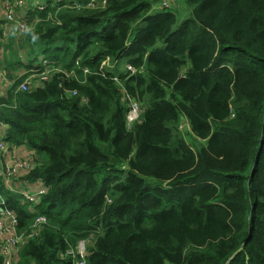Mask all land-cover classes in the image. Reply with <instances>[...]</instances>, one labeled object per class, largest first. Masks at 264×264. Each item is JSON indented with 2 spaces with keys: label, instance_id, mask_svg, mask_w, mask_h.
I'll use <instances>...</instances> for the list:
<instances>
[{
  "label": "trees",
  "instance_id": "16d2710c",
  "mask_svg": "<svg viewBox=\"0 0 264 264\" xmlns=\"http://www.w3.org/2000/svg\"><path fill=\"white\" fill-rule=\"evenodd\" d=\"M55 1L30 12L28 61L0 68L7 141L49 186L38 204L3 192L21 233L47 220L18 264H75L80 241L86 264H264V0H184V20L158 0ZM40 58L51 79L19 91Z\"/></svg>",
  "mask_w": 264,
  "mask_h": 264
},
{
  "label": "built area",
  "instance_id": "2783aa9c",
  "mask_svg": "<svg viewBox=\"0 0 264 264\" xmlns=\"http://www.w3.org/2000/svg\"><path fill=\"white\" fill-rule=\"evenodd\" d=\"M52 1L55 0L28 5L27 0H0L2 28L5 29L4 26H6L21 36L26 35L40 22L36 16L32 17L33 14L30 12L44 11ZM168 3H163V8L169 7ZM3 36L6 38L5 31ZM39 62L43 64L40 66L37 63L34 64V68L28 72L29 77L19 87V91L29 92L51 79L54 70L49 67L50 62L44 58H40ZM107 63L108 61L104 66L108 65ZM108 67H111L110 64ZM129 112L128 122L131 125L139 117L136 109L132 108ZM7 135L8 125L0 119V256L3 264H18L21 250L30 239L40 235L47 220L45 217H38L29 235L21 233L19 219L14 211L6 207L3 192L21 196V203L38 204L41 197L49 190V186L43 181L32 183L26 179V176L39 164L38 155L35 150L26 146L11 144L7 141ZM88 243L90 242L80 241L75 248L64 253L63 258H72L75 264H86Z\"/></svg>",
  "mask_w": 264,
  "mask_h": 264
},
{
  "label": "rangeland",
  "instance_id": "374dc122",
  "mask_svg": "<svg viewBox=\"0 0 264 264\" xmlns=\"http://www.w3.org/2000/svg\"><path fill=\"white\" fill-rule=\"evenodd\" d=\"M45 0H27L28 5H34L37 2H43ZM168 3L169 7L171 9H175L177 11V16L180 20L186 19L190 15V9L188 8L186 2L184 0H158L155 4L154 11L163 9V3ZM5 29L2 28L3 32L5 31L6 38L3 39L0 37V68L7 74L9 73L7 70V65L10 63L21 60L22 62L26 63L29 59V52L30 47H28L26 41H25V35L21 36L18 33H16L12 28H8L4 26ZM37 64L40 66L43 64V62H37ZM121 70L125 71L126 69L131 70L132 68L127 66V63L123 61L120 65ZM0 74H2L0 72ZM14 74H17V76H24L27 74L24 69L20 71H16ZM11 83L10 81H7L5 77L0 75V93L6 92L8 88L10 87ZM128 108L130 111L133 109H136V114L138 115V119L141 120V117L143 115V105L139 103L136 100H128ZM130 113V112H128ZM135 121V122H136ZM134 124L131 123V125ZM183 131H190L188 124L184 125L182 127ZM92 244L91 242L88 243L87 248L89 245Z\"/></svg>",
  "mask_w": 264,
  "mask_h": 264
},
{
  "label": "crops",
  "instance_id": "0c3cea01",
  "mask_svg": "<svg viewBox=\"0 0 264 264\" xmlns=\"http://www.w3.org/2000/svg\"><path fill=\"white\" fill-rule=\"evenodd\" d=\"M5 39V38H4ZM7 94V91L6 92H2V93H0V97H3V96H5Z\"/></svg>",
  "mask_w": 264,
  "mask_h": 264
},
{
  "label": "water",
  "instance_id": "95a60500",
  "mask_svg": "<svg viewBox=\"0 0 264 264\" xmlns=\"http://www.w3.org/2000/svg\"><path fill=\"white\" fill-rule=\"evenodd\" d=\"M241 250H242V249H240V250L235 254V256H236L239 252H241ZM233 258H234V257H233ZM233 258H232V259H233Z\"/></svg>",
  "mask_w": 264,
  "mask_h": 264
}]
</instances>
